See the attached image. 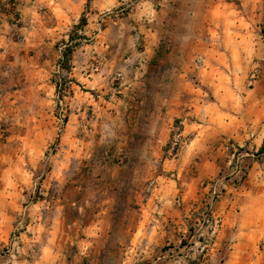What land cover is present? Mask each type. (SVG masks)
Wrapping results in <instances>:
<instances>
[{"label": "rangeland", "instance_id": "374dc122", "mask_svg": "<svg viewBox=\"0 0 264 264\" xmlns=\"http://www.w3.org/2000/svg\"><path fill=\"white\" fill-rule=\"evenodd\" d=\"M0 264H264V0H0Z\"/></svg>", "mask_w": 264, "mask_h": 264}, {"label": "crops", "instance_id": "0c3cea01", "mask_svg": "<svg viewBox=\"0 0 264 264\" xmlns=\"http://www.w3.org/2000/svg\"><path fill=\"white\" fill-rule=\"evenodd\" d=\"M239 206L240 208H245L246 204L243 202L242 199H240L239 201ZM244 221V215L243 214H239L238 218H237V229H239V226L241 227L242 222Z\"/></svg>", "mask_w": 264, "mask_h": 264}, {"label": "trees", "instance_id": "16d2710c", "mask_svg": "<svg viewBox=\"0 0 264 264\" xmlns=\"http://www.w3.org/2000/svg\"><path fill=\"white\" fill-rule=\"evenodd\" d=\"M82 21H84V20H82ZM68 54H69V52L65 53L64 58H67Z\"/></svg>", "mask_w": 264, "mask_h": 264}]
</instances>
